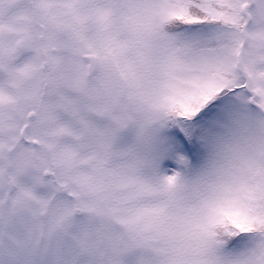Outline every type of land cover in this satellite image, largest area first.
Masks as SVG:
<instances>
[{
  "label": "snow or ice",
  "instance_id": "obj_1",
  "mask_svg": "<svg viewBox=\"0 0 264 264\" xmlns=\"http://www.w3.org/2000/svg\"><path fill=\"white\" fill-rule=\"evenodd\" d=\"M0 264H264V0H0Z\"/></svg>",
  "mask_w": 264,
  "mask_h": 264
}]
</instances>
